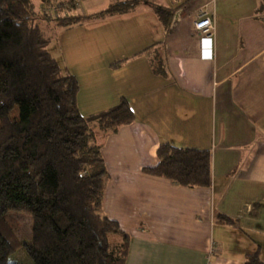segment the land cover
<instances>
[{
    "label": "crops",
    "instance_id": "1",
    "mask_svg": "<svg viewBox=\"0 0 264 264\" xmlns=\"http://www.w3.org/2000/svg\"><path fill=\"white\" fill-rule=\"evenodd\" d=\"M31 1L52 16H85L115 0ZM156 7L170 13L167 25ZM199 8L210 35L194 28ZM46 25L49 52L78 81L80 113L124 98L134 115L96 132L102 210L129 234L125 264H243L256 250L264 260V0H136L123 14ZM164 142L208 150L210 184L146 171Z\"/></svg>",
    "mask_w": 264,
    "mask_h": 264
},
{
    "label": "trees",
    "instance_id": "2",
    "mask_svg": "<svg viewBox=\"0 0 264 264\" xmlns=\"http://www.w3.org/2000/svg\"><path fill=\"white\" fill-rule=\"evenodd\" d=\"M135 3L115 0L91 15L52 16L31 0H0V264H18L8 258L19 248L33 264H125L129 234L102 210L108 175L96 132L130 123L133 112L122 98L83 116L78 81L49 52L52 38L41 22L70 27L126 13ZM155 9L167 25L170 13ZM156 70L163 73L161 64ZM157 159L145 170L182 186L210 184L208 150L164 142ZM10 211L31 217L30 243L13 232L6 219ZM217 220L235 224L223 214ZM243 264L264 260L256 250Z\"/></svg>",
    "mask_w": 264,
    "mask_h": 264
},
{
    "label": "rangeland",
    "instance_id": "3",
    "mask_svg": "<svg viewBox=\"0 0 264 264\" xmlns=\"http://www.w3.org/2000/svg\"><path fill=\"white\" fill-rule=\"evenodd\" d=\"M79 9V8H78ZM72 10L70 14H77L81 9ZM68 15V13H63V15ZM41 28L45 34L51 36L50 29L47 27L45 22H41ZM54 41L49 42L48 50H53ZM52 45V46H51ZM6 219L10 224L13 232L17 236V238L26 243H30L32 240V219L29 215L10 211L6 214ZM8 261L11 263L18 264H33L30 257L24 252V250L19 248L16 252L11 254L8 258Z\"/></svg>",
    "mask_w": 264,
    "mask_h": 264
},
{
    "label": "built area",
    "instance_id": "4",
    "mask_svg": "<svg viewBox=\"0 0 264 264\" xmlns=\"http://www.w3.org/2000/svg\"><path fill=\"white\" fill-rule=\"evenodd\" d=\"M56 9L57 6L55 7ZM194 28L200 35H210L213 30V22L208 11L203 8H199L195 13Z\"/></svg>",
    "mask_w": 264,
    "mask_h": 264
}]
</instances>
